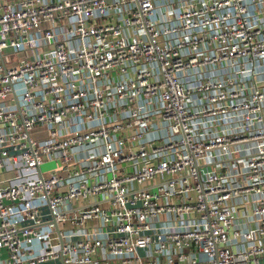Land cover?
Instances as JSON below:
<instances>
[{
	"label": "built area",
	"instance_id": "1",
	"mask_svg": "<svg viewBox=\"0 0 264 264\" xmlns=\"http://www.w3.org/2000/svg\"><path fill=\"white\" fill-rule=\"evenodd\" d=\"M0 264H264V0H0Z\"/></svg>",
	"mask_w": 264,
	"mask_h": 264
},
{
	"label": "rangeland",
	"instance_id": "2",
	"mask_svg": "<svg viewBox=\"0 0 264 264\" xmlns=\"http://www.w3.org/2000/svg\"><path fill=\"white\" fill-rule=\"evenodd\" d=\"M5 54H7V59H8V62H10L11 60H13V54L11 53V54H9L8 53V51L7 52H5ZM18 56L20 57V58H24L25 56H24V54H18ZM30 57V56H29ZM55 167V163L54 162H48V163H44V164H42V166H41V170H42V172H48V171H50V170H52L53 168ZM190 197H195V193H190Z\"/></svg>",
	"mask_w": 264,
	"mask_h": 264
}]
</instances>
